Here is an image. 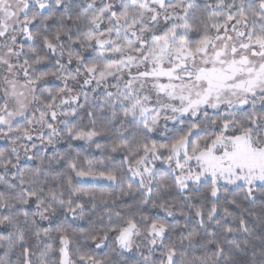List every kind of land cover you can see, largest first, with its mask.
Masks as SVG:
<instances>
[{
    "label": "snow or ice",
    "instance_id": "1",
    "mask_svg": "<svg viewBox=\"0 0 264 264\" xmlns=\"http://www.w3.org/2000/svg\"><path fill=\"white\" fill-rule=\"evenodd\" d=\"M0 264H264V0H0Z\"/></svg>",
    "mask_w": 264,
    "mask_h": 264
}]
</instances>
